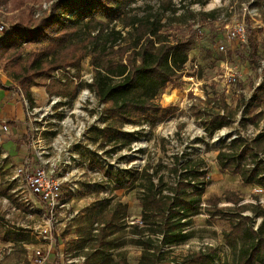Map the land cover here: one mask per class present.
<instances>
[{"label":"rangeland","instance_id":"1","mask_svg":"<svg viewBox=\"0 0 264 264\" xmlns=\"http://www.w3.org/2000/svg\"><path fill=\"white\" fill-rule=\"evenodd\" d=\"M17 1L0 0V36L7 34L17 21L18 12L14 8ZM54 1L28 0V3L35 16L40 17ZM173 1L177 5L181 3V0ZM191 1H184L183 8L177 12L178 19L171 13L167 19L173 25L193 31L190 60L182 82L179 87L168 86L160 93L158 100L163 109L152 118L142 116L123 126V131L134 134L133 138L117 133L105 104L90 89L93 69L89 57L83 60L80 69L65 67L53 71L48 79H38L54 93L50 94L46 86H34L35 107L29 102L25 105L21 99L22 124L17 123L19 129L14 127V134H19L15 143L21 142L20 149H29L32 160L27 164L25 159L20 165L21 159L15 162L13 158L3 157L4 147L0 142V262L38 264L40 251L47 258L39 264H84L86 252L91 249H71L72 241L80 237L78 231L89 219L94 223L88 229L99 231L106 227L105 219L111 211L117 210L119 220L107 226L112 239L108 252L115 260L122 256L129 264L137 263L142 247L136 243L139 236L132 232V226L141 224V199L148 175H152L165 193H171L182 175L193 177L192 172L198 171L205 172L197 180L203 182L199 187L204 188L200 210L186 227L187 237L164 249L170 250L169 258L181 260L194 251L215 246L219 249L217 264H235L225 233L230 231V219L238 210L226 208L251 203L264 207V187L246 183L230 166L224 167L226 162L221 163L218 155L228 150L232 139L252 138L264 129V102L259 106L251 102L254 88L264 83V0H209L206 5ZM158 3V0H137L133 6L140 7L136 12L142 14L146 5L157 8ZM248 7L257 8L260 16L248 15ZM200 11L212 14L202 16ZM240 22L247 25V41L237 44L228 40L225 43L228 49L220 51L218 44ZM112 25L122 28L117 22ZM251 40L258 46L259 58L255 63L246 59L250 55ZM38 47L31 44L26 53ZM0 83V90L9 91L10 97L20 101L21 95L15 94L17 84L2 69ZM62 89L70 92L76 89L77 94L73 98L56 94ZM219 100L227 102L231 115L229 123L222 127L209 114L211 109H219ZM261 109V116L254 122L249 112L257 115ZM14 112L17 117V110ZM12 130L7 133L0 127L4 142L12 140ZM247 160L237 156L229 164L234 166ZM38 167L61 182V200L53 215L39 197L30 196L27 191V176ZM12 170L20 178L19 182L11 180ZM19 184L25 186L33 205L25 203L27 211L23 210L27 228L18 224L19 214L7 217L11 211L4 203L7 198L14 199V193L20 189L15 192L11 189ZM232 196L242 201L235 205L228 200ZM215 199H218L216 205ZM221 208L225 212L217 214L215 211ZM243 213L251 214L248 210ZM261 221L256 219V225ZM45 227L50 228L52 239L41 234ZM11 232L22 240L11 244Z\"/></svg>","mask_w":264,"mask_h":264},{"label":"trees","instance_id":"2","mask_svg":"<svg viewBox=\"0 0 264 264\" xmlns=\"http://www.w3.org/2000/svg\"><path fill=\"white\" fill-rule=\"evenodd\" d=\"M136 1L56 0L36 17L28 0H19L14 3L17 21L7 34L0 36V69L20 87L30 106L35 107L34 86H46L50 94L54 93L38 79H48L53 71L65 67L80 69L83 60L89 57L93 69L90 89L105 104L117 133L133 138L134 134L123 131V126L142 116L152 118L163 109L158 97L168 86H180L193 44L191 28L186 31L167 21L171 16L168 13L179 18L177 12L183 8L185 0H181L180 5L173 0H158L157 8L148 4L142 14L136 12L140 7L133 6ZM191 2L206 5L209 0ZM199 14L212 13L200 11ZM112 22L120 23L122 28L118 29ZM31 44L39 47L26 53ZM249 45L250 55L246 59L255 63L259 58L258 46L253 40ZM56 94L73 98L77 91L62 89ZM251 102L257 106L264 102V83L254 88ZM219 104V109H211L209 114L214 115L217 126L222 127L229 123L231 115L225 100ZM262 112L261 109L257 115H253V111L249 113L257 122ZM237 156L248 160L230 165ZM218 158L221 163L226 162L224 167L230 166L239 173L246 183L264 187V129L252 138L232 139L228 150L220 151ZM197 172H192L193 177L182 175L171 193H165L152 175H148V185L141 199V224L132 226V232L139 236L136 243L142 247L141 257L134 264H217L219 249L215 246L194 251L181 260L169 258L170 250L164 249L187 237L186 227L200 210L204 188L199 187L203 182L197 180L205 172ZM228 200L235 205L242 201L235 196ZM217 201L214 200V205ZM224 209L215 212L223 213ZM226 209L238 210L230 219V231L225 233L235 264H264V207L251 203ZM247 210L251 214L243 213ZM118 214L117 210L111 211L110 217L105 219L106 227L99 231L88 229L93 226V219L78 231L80 237L72 241L71 249L92 250L86 252L84 264H129L126 258L121 256L115 260L108 252L112 239H109L107 226L119 220ZM258 218L262 221L256 225ZM12 239L14 242L22 240ZM99 247L104 249L99 250Z\"/></svg>","mask_w":264,"mask_h":264},{"label":"built area","instance_id":"3","mask_svg":"<svg viewBox=\"0 0 264 264\" xmlns=\"http://www.w3.org/2000/svg\"><path fill=\"white\" fill-rule=\"evenodd\" d=\"M246 12L251 17H259V11L255 7L246 8ZM4 28V25L1 26V29ZM248 38V28L245 22L236 23L232 26L225 35V41L220 42L218 44V48L220 51L224 52L228 49L227 41H235L237 44L245 43ZM226 43V44H225ZM17 92L21 95L25 105L28 106V100L25 98L22 90L18 86ZM0 127L4 130V132L9 133L10 127L8 123L0 124ZM29 164V160L26 161ZM22 171V168H21ZM27 191L30 196H37L40 198L41 202L44 203L48 210L52 213L59 206L61 200V182L57 179L51 178L47 175L44 168L38 167L36 171H34L31 175L27 176ZM28 192L23 196V201L29 206L32 205L29 201ZM44 233L45 238L52 239V235L50 234V228L45 227L41 234ZM40 256L37 260L38 264L42 263L46 260V256L42 255L40 251L37 252Z\"/></svg>","mask_w":264,"mask_h":264},{"label":"crops","instance_id":"4","mask_svg":"<svg viewBox=\"0 0 264 264\" xmlns=\"http://www.w3.org/2000/svg\"><path fill=\"white\" fill-rule=\"evenodd\" d=\"M16 87L18 89V85H16ZM17 89L15 91V94H18ZM32 90L34 92V90H35L34 87L32 88ZM8 92L9 91L0 90V120L2 123L10 122L11 125H9V127L11 128V130L13 128V130L11 132V134H13V137H12V140H7L6 142H4L3 137H0V142H2V146L4 147L2 156L3 157H10L11 159L13 158V161H15V162H17L19 159H21L19 161V164L22 165V163L24 164L25 159H26V161L32 160L31 155L28 152L29 149H23V148L20 149L19 145H21V142L17 141L15 143L19 134H18V136H17V133L14 134V127L16 129H19V126L17 123H21V120H22L21 110H20L21 104H22V100H21L22 97L21 98L18 97L20 99V101L17 102L16 98L10 97ZM14 110H17V113H18L17 117L15 115ZM13 121H15V122L13 123ZM12 173H13V175L11 176ZM10 176H11V180L16 179V182L20 181V178L19 179L17 178L18 177L17 173L15 174V170L11 171ZM16 189H20V190L17 193H14V199H11V198L8 199L7 198L4 200V203L8 204L9 210L11 211V214L7 215V217L10 219V217L14 218V217H16V214H19V218H18L19 223L18 224L20 225V227L27 228L28 225H27V222L25 219V218H27V215L23 218L24 211H27L26 204L23 201V196H24V193L26 194L27 191L25 189V186L23 187L22 184L21 185L19 184L18 187L15 189L14 188L11 189V191L15 192ZM15 230L17 232L18 231L23 232V229H19V230L15 229ZM11 233L13 234L12 237L9 239L11 244L16 243L13 241V239H12L13 237L22 238V237H19V235L15 234L14 232H11Z\"/></svg>","mask_w":264,"mask_h":264}]
</instances>
